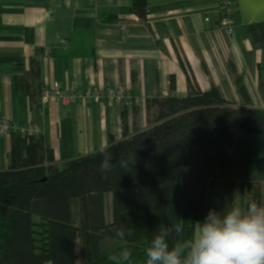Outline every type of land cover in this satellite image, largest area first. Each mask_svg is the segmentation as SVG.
<instances>
[{"label": "crops", "instance_id": "0c3cea01", "mask_svg": "<svg viewBox=\"0 0 264 264\" xmlns=\"http://www.w3.org/2000/svg\"><path fill=\"white\" fill-rule=\"evenodd\" d=\"M235 2L230 36L216 29L217 0H150L145 19L127 12L133 0H0V118L42 123L37 140L61 167L121 140L124 118L129 134L135 120L146 129L147 99L185 96L191 85L216 87L237 107L264 109V0ZM110 15L117 20L104 23ZM54 83L76 93L115 88L127 97L49 103L42 111L40 95ZM230 128L238 201L248 203L244 182L261 186L264 203V131ZM11 142L0 135V170L9 167Z\"/></svg>", "mask_w": 264, "mask_h": 264}, {"label": "trees", "instance_id": "16d2710c", "mask_svg": "<svg viewBox=\"0 0 264 264\" xmlns=\"http://www.w3.org/2000/svg\"><path fill=\"white\" fill-rule=\"evenodd\" d=\"M149 1L133 0L127 12L145 19ZM116 20L110 15L103 22ZM21 90L30 92L22 81ZM146 110V129L135 120L129 134L124 118L123 138L110 139L112 162L126 160L129 169L116 167L107 179L99 151L60 167L43 140L12 135L9 167L0 170V264H79L77 239L81 264H112L108 256L123 247L132 250L131 264H145L161 223L182 222L177 239L187 241L210 209L222 212L237 204L230 125L261 134L264 109L237 107L216 87L202 91L191 85L185 96L147 99ZM240 191L248 202L262 203L261 186L242 182ZM121 228L133 235L121 240Z\"/></svg>", "mask_w": 264, "mask_h": 264}, {"label": "clouds", "instance_id": "9594fccd", "mask_svg": "<svg viewBox=\"0 0 264 264\" xmlns=\"http://www.w3.org/2000/svg\"><path fill=\"white\" fill-rule=\"evenodd\" d=\"M110 147L103 143L99 147L104 179L116 167L129 169L126 160L112 162ZM182 232V222L161 223L146 248L145 264H264V203L233 204L222 212L210 209L203 222H195L191 239H177ZM126 235L132 236L133 230L121 228L116 232L121 240ZM131 257L132 250L123 247L110 254L108 260L112 264H131Z\"/></svg>", "mask_w": 264, "mask_h": 264}, {"label": "built area", "instance_id": "2783aa9c", "mask_svg": "<svg viewBox=\"0 0 264 264\" xmlns=\"http://www.w3.org/2000/svg\"><path fill=\"white\" fill-rule=\"evenodd\" d=\"M219 7V17L216 29L223 30L226 34L232 36L235 30V0H217ZM209 21V18L206 19ZM124 29V28H123ZM62 45H66V40H60ZM125 93L115 88H105L95 92L87 91L85 93H76L69 90H63L58 83H54L51 89H44L40 95V105L42 111L46 104L59 103L67 105L75 99L84 101L100 102L102 99L111 102L121 103L124 101ZM44 114H42L43 116ZM44 133V127L40 122L19 123L7 118H0V135L17 134L22 137H38Z\"/></svg>", "mask_w": 264, "mask_h": 264}, {"label": "rangeland", "instance_id": "374dc122", "mask_svg": "<svg viewBox=\"0 0 264 264\" xmlns=\"http://www.w3.org/2000/svg\"><path fill=\"white\" fill-rule=\"evenodd\" d=\"M232 126L234 127V126H236L237 128H238V126H237V124L236 123H232ZM110 195H108L107 196V211H106V216H107V221L108 222H111V208H110ZM247 200H248V198H247ZM236 205H241L240 204V201H238L237 202V204ZM244 206V205H243ZM76 213H77V210H76V207H75V215H76ZM75 223H76V225H78V218L76 217L75 218ZM76 249H77V255H78V258H79V260H78V263L79 264H81V262H82V255H81V251H80V244H79V239H77V241H76Z\"/></svg>", "mask_w": 264, "mask_h": 264}]
</instances>
